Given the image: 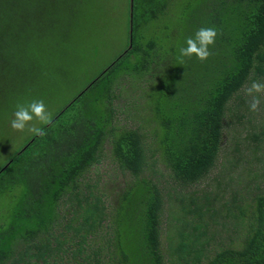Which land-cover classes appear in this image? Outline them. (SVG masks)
I'll return each instance as SVG.
<instances>
[{
	"label": "trees",
	"instance_id": "trees-1",
	"mask_svg": "<svg viewBox=\"0 0 264 264\" xmlns=\"http://www.w3.org/2000/svg\"><path fill=\"white\" fill-rule=\"evenodd\" d=\"M86 2L0 0V97L12 118L17 104L35 98L46 103L63 87L67 69H56L47 58L54 55L58 62L63 48L58 44L79 27ZM167 4L133 0V46L56 110L51 124L38 126L46 135H30L0 166V264H264V188L257 180L264 170L249 177L256 186L249 190L246 185L247 204L239 192L221 203L224 222L231 218L239 233L216 246L218 233L207 230L210 220L216 223L218 215L222 219L216 205L222 193L214 189L240 180L232 175L243 159L239 142L213 189L201 195L186 190L216 165L230 101L248 82L264 79V0H211L206 20L216 21L220 57H214L212 71L200 75L196 86L202 87L190 93L189 87L162 84L161 91L172 89L174 95L167 108L149 103L148 96L145 105L152 113L145 124L153 125L147 130L140 124L119 127L114 107L119 77L132 74L146 81L162 60L169 66L167 47L150 34L141 36L147 39L144 43L137 35L134 47V31L148 29ZM133 52L134 67L122 71L121 60ZM178 103L187 109L186 120L170 110ZM244 104L241 99L235 110ZM243 116L236 115L238 120ZM148 131L155 136V147ZM248 135L257 142L255 157L264 130ZM107 146L111 162L131 179L114 196L107 184L89 179ZM157 161L174 183L166 191ZM166 202L171 210L163 221Z\"/></svg>",
	"mask_w": 264,
	"mask_h": 264
},
{
	"label": "rangeland",
	"instance_id": "rangeland-1",
	"mask_svg": "<svg viewBox=\"0 0 264 264\" xmlns=\"http://www.w3.org/2000/svg\"><path fill=\"white\" fill-rule=\"evenodd\" d=\"M155 1L160 4H166V1H168V4L164 11L162 13L160 12L161 14L159 13L160 15L158 17L150 20L148 29L147 26H145L142 27L141 30L134 31V47L136 46L137 35L140 41L144 43L147 39L141 36L150 34L151 37L165 44L168 55L166 54L164 58L166 59L170 56V63L168 66V62L162 60L159 70L156 71V69H154L153 75L151 77L149 76L146 81L144 78H136L132 74H125L119 77L116 88L117 98L114 101L116 110L115 123L119 127L134 128L140 124L144 125V130L149 129L153 125V122H150V125L145 124L146 117L152 113L147 105H145L148 96L149 103L154 104V106L158 105L162 108H167L172 100L174 92L172 89L169 91H161L162 84L167 87L171 86L169 88L184 87L185 90L189 87L188 89H192L190 93L197 91L202 87L196 86L199 81L200 83H198V85L201 84L200 75L206 74L210 69L212 71L213 66L216 64L214 60L215 56L216 60L219 61L220 50L217 44L210 47V51L212 52L213 50L212 55L203 62L199 61L194 56L190 59L183 58V62H181L179 54V48L185 46L186 39L193 36L199 28H214L216 21L214 20L212 23H207L206 20L210 13L211 0ZM130 4L131 0H87L84 9L81 11V23L79 27L73 29L74 33L71 34L70 37L65 36L62 44H58V46H63L58 55V62L55 61L54 55L51 57L48 56L47 58L49 64L53 63L56 69L65 67L69 74L68 78H65V83L62 85L63 87L59 91H56L57 93L45 103L52 116L55 114L56 110L69 101L74 94L88 87L93 80L92 78L98 74V72L105 69L117 55L129 48ZM193 15L198 17L193 23H189L190 21L192 22L189 18ZM127 20H129V27ZM132 46L133 43L131 42V47ZM216 46L217 50L215 53L214 50ZM133 53L134 54L125 56L121 60L120 66L124 67L120 68L122 71L128 67L130 69L134 67L133 63L136 62V52ZM161 69H166L164 71L166 76L163 79H159V83H157L156 80L161 76ZM164 72H162V74ZM59 76L60 75L57 77ZM253 81L264 82V79ZM253 81L248 82L237 97L229 103L230 110L227 111L224 120L223 140L215 167L207 177L186 187L188 194L195 195H201L204 190L213 189L217 184L216 176L218 172L221 173L224 169L227 170L225 167L228 166V161L236 154V151H234L235 143H240L243 159L232 174L233 177L240 176V180H233L229 186L222 185L219 189L216 187V189H214L220 190V193H222L220 199L216 202L222 219L218 215L216 223L210 220L207 230L209 233H218L214 240L216 246L230 242L229 238L233 235L232 233H239L240 230L233 227L231 218L224 222L225 208L221 206V203H227L232 193L239 192L245 196V199L241 200L242 204H247L249 201L247 198L246 185H250L249 190L250 188L252 189V186H256L254 185L255 183H253V185L250 183L249 177L254 176V171L260 174L264 170V135L263 141L260 143L261 147L257 151L255 157H253L252 149L257 142L248 138V134L254 132L260 133L264 130V95L261 96L260 110L256 113L249 110L247 101L250 98L245 95L246 87L250 86ZM167 82H171V85L168 86L166 84ZM153 84L154 86L150 88ZM186 93L189 94L187 91ZM183 97L184 102L188 103L189 96L184 95ZM241 99L245 104L239 111L235 110V105L238 104ZM35 100L37 99L35 98ZM172 106L170 110L174 116H180V118L182 117L184 120L188 118L187 109L181 103ZM6 110L7 105H5L4 99L0 97V166L10 158V155L13 154L30 135L33 134L27 130L24 132L13 130L11 127V120L13 119L11 117V112H5ZM183 111L186 113L183 114ZM240 113L244 114V116L238 120L236 115ZM33 124L36 127L40 125L37 121H33ZM145 133L149 136H153L149 131ZM148 139L150 142L152 139H155V136L149 137ZM156 145L157 141L155 139L152 147ZM108 148L107 146L105 158L102 162L92 166L89 172V179L91 181L99 180L100 183L107 184L109 188L108 191H113L112 196H114V192L120 189L126 181H131V179L126 174H122L116 165L111 162ZM248 160H251V163H248ZM8 162L9 161L5 164ZM155 164V169L164 170L159 161ZM160 178V185L164 191L169 189L171 185H174L169 176V171L164 170ZM227 179L228 176L223 177L224 181ZM257 180L259 186L264 188V176H259ZM241 194H239V196ZM239 196L237 195L238 198ZM170 210V204L166 202L162 217L163 221L167 218ZM163 228L165 230L164 225Z\"/></svg>",
	"mask_w": 264,
	"mask_h": 264
},
{
	"label": "clouds",
	"instance_id": "clouds-1",
	"mask_svg": "<svg viewBox=\"0 0 264 264\" xmlns=\"http://www.w3.org/2000/svg\"><path fill=\"white\" fill-rule=\"evenodd\" d=\"M217 31L213 27H201L193 36L185 41V46L179 48L181 62L183 58L196 57L199 61H206L211 55L210 47L215 44ZM245 95L250 99L247 101L249 110L256 113L260 110L261 96L264 95V82L253 81L245 89ZM33 121L41 125H49L52 122V115L48 111L43 100H32L27 104H17L14 118L11 120V127L18 132L25 130L34 135L44 136L47 133L42 127H36Z\"/></svg>",
	"mask_w": 264,
	"mask_h": 264
},
{
	"label": "water",
	"instance_id": "water-1",
	"mask_svg": "<svg viewBox=\"0 0 264 264\" xmlns=\"http://www.w3.org/2000/svg\"><path fill=\"white\" fill-rule=\"evenodd\" d=\"M130 5H131V7H130L131 13H130V39H129L130 44H129V48L131 47V42H132L131 35H132V16H133L132 9H133V0H131V4Z\"/></svg>",
	"mask_w": 264,
	"mask_h": 264
}]
</instances>
